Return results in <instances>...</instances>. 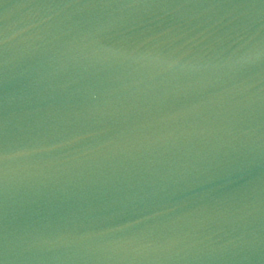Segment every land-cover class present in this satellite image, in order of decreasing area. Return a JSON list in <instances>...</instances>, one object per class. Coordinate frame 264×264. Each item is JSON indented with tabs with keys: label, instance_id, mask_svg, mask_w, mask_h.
I'll list each match as a JSON object with an SVG mask.
<instances>
[{
	"label": "water",
	"instance_id": "95a60500",
	"mask_svg": "<svg viewBox=\"0 0 264 264\" xmlns=\"http://www.w3.org/2000/svg\"><path fill=\"white\" fill-rule=\"evenodd\" d=\"M0 264H264V0H0Z\"/></svg>",
	"mask_w": 264,
	"mask_h": 264
}]
</instances>
